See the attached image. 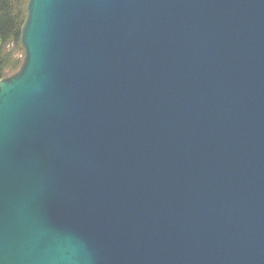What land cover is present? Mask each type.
Instances as JSON below:
<instances>
[{
    "label": "water",
    "instance_id": "95a60500",
    "mask_svg": "<svg viewBox=\"0 0 264 264\" xmlns=\"http://www.w3.org/2000/svg\"><path fill=\"white\" fill-rule=\"evenodd\" d=\"M25 13L0 264H264V0Z\"/></svg>",
    "mask_w": 264,
    "mask_h": 264
},
{
    "label": "trees",
    "instance_id": "16d2710c",
    "mask_svg": "<svg viewBox=\"0 0 264 264\" xmlns=\"http://www.w3.org/2000/svg\"><path fill=\"white\" fill-rule=\"evenodd\" d=\"M26 3L27 0H0V80L21 64L13 56L14 52L21 51L19 35L25 20Z\"/></svg>",
    "mask_w": 264,
    "mask_h": 264
},
{
    "label": "rangeland",
    "instance_id": "374dc122",
    "mask_svg": "<svg viewBox=\"0 0 264 264\" xmlns=\"http://www.w3.org/2000/svg\"><path fill=\"white\" fill-rule=\"evenodd\" d=\"M21 51H22V49H21ZM21 51H16V52H14V58L16 59V60H18V61H20V63H22V59H23V51L21 52ZM21 65V64H20ZM20 67V66H19ZM19 69V68H18ZM17 69V70H18ZM17 70L16 71H13V72H8V75L5 77V78H9V77H11L12 75H14L16 72H17ZM4 78V79H5Z\"/></svg>",
    "mask_w": 264,
    "mask_h": 264
}]
</instances>
